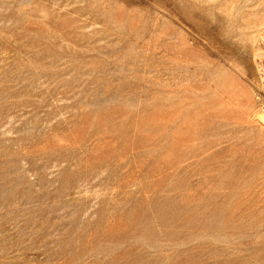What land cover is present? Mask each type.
I'll use <instances>...</instances> for the list:
<instances>
[{
	"label": "rangeland",
	"instance_id": "rangeland-1",
	"mask_svg": "<svg viewBox=\"0 0 264 264\" xmlns=\"http://www.w3.org/2000/svg\"><path fill=\"white\" fill-rule=\"evenodd\" d=\"M263 75L264 0H0V264H264Z\"/></svg>",
	"mask_w": 264,
	"mask_h": 264
},
{
	"label": "bare ground",
	"instance_id": "bare-ground-1",
	"mask_svg": "<svg viewBox=\"0 0 264 264\" xmlns=\"http://www.w3.org/2000/svg\"><path fill=\"white\" fill-rule=\"evenodd\" d=\"M263 69V68H262ZM261 70V69H260ZM262 74V73H261ZM264 76V75H263Z\"/></svg>",
	"mask_w": 264,
	"mask_h": 264
}]
</instances>
